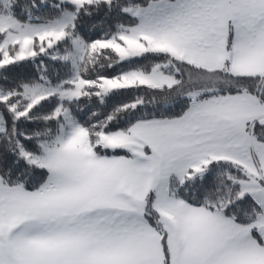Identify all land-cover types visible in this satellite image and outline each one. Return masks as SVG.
<instances>
[{"label": "snow or ice", "instance_id": "snow-or-ice-1", "mask_svg": "<svg viewBox=\"0 0 264 264\" xmlns=\"http://www.w3.org/2000/svg\"><path fill=\"white\" fill-rule=\"evenodd\" d=\"M0 264H264V0H0Z\"/></svg>", "mask_w": 264, "mask_h": 264}, {"label": "trees", "instance_id": "trees-1", "mask_svg": "<svg viewBox=\"0 0 264 264\" xmlns=\"http://www.w3.org/2000/svg\"><path fill=\"white\" fill-rule=\"evenodd\" d=\"M46 8H47V5L41 6V8L39 9V11L43 12V11L46 10ZM34 11H35V10H34Z\"/></svg>", "mask_w": 264, "mask_h": 264}]
</instances>
